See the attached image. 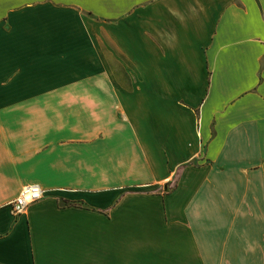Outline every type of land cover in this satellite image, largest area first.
Masks as SVG:
<instances>
[{
  "label": "crops",
  "instance_id": "crops-1",
  "mask_svg": "<svg viewBox=\"0 0 264 264\" xmlns=\"http://www.w3.org/2000/svg\"><path fill=\"white\" fill-rule=\"evenodd\" d=\"M0 264H264V0H0Z\"/></svg>",
  "mask_w": 264,
  "mask_h": 264
},
{
  "label": "built area",
  "instance_id": "built-area-1",
  "mask_svg": "<svg viewBox=\"0 0 264 264\" xmlns=\"http://www.w3.org/2000/svg\"><path fill=\"white\" fill-rule=\"evenodd\" d=\"M44 190L38 184L24 185L18 195L10 202L15 215H19L32 203L43 197Z\"/></svg>",
  "mask_w": 264,
  "mask_h": 264
},
{
  "label": "trees",
  "instance_id": "trees-1",
  "mask_svg": "<svg viewBox=\"0 0 264 264\" xmlns=\"http://www.w3.org/2000/svg\"><path fill=\"white\" fill-rule=\"evenodd\" d=\"M183 168H184V166H179V167L177 168V170H176V172H175V175H174L173 183H175V182L178 180V178H179V176H180V174H181Z\"/></svg>",
  "mask_w": 264,
  "mask_h": 264
},
{
  "label": "rangeland",
  "instance_id": "rangeland-1",
  "mask_svg": "<svg viewBox=\"0 0 264 264\" xmlns=\"http://www.w3.org/2000/svg\"><path fill=\"white\" fill-rule=\"evenodd\" d=\"M196 164H198L197 161H196ZM175 184H176V182L173 183V180H172V181H170V182L167 183V186L164 187L163 190H165V191L171 190L172 188L175 187Z\"/></svg>",
  "mask_w": 264,
  "mask_h": 264
}]
</instances>
